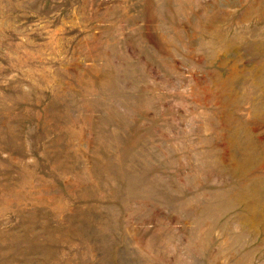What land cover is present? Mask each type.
<instances>
[{
    "label": "rangeland",
    "instance_id": "obj_1",
    "mask_svg": "<svg viewBox=\"0 0 264 264\" xmlns=\"http://www.w3.org/2000/svg\"><path fill=\"white\" fill-rule=\"evenodd\" d=\"M0 264H264V0H0Z\"/></svg>",
    "mask_w": 264,
    "mask_h": 264
}]
</instances>
